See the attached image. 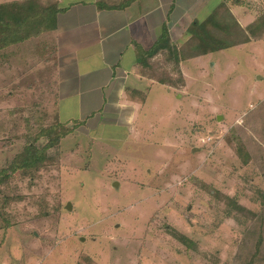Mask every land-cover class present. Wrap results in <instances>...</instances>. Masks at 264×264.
<instances>
[{"label":"rangeland","instance_id":"374dc122","mask_svg":"<svg viewBox=\"0 0 264 264\" xmlns=\"http://www.w3.org/2000/svg\"><path fill=\"white\" fill-rule=\"evenodd\" d=\"M239 1L244 22L264 14V0ZM52 35L25 42L24 61L0 71V168L29 132L35 136L29 126L39 116L55 120L44 67L53 59ZM181 69L184 86L139 87L124 116L74 110L76 126L49 151L48 164L0 183V264L232 262L250 223L243 211L257 213L264 203L263 166L242 164L228 141L264 102V35L185 60Z\"/></svg>","mask_w":264,"mask_h":264},{"label":"crops","instance_id":"0c3cea01","mask_svg":"<svg viewBox=\"0 0 264 264\" xmlns=\"http://www.w3.org/2000/svg\"><path fill=\"white\" fill-rule=\"evenodd\" d=\"M57 1L61 10L52 35L55 53L44 67L54 92L52 110L59 119L71 121L74 110H97V115L115 111L118 116L134 110L132 93L154 84L139 74L135 45L150 46L164 23L180 45L190 36L192 23L203 20L222 0ZM225 1L242 27L252 21L239 17L247 11L239 0Z\"/></svg>","mask_w":264,"mask_h":264},{"label":"trees","instance_id":"16d2710c","mask_svg":"<svg viewBox=\"0 0 264 264\" xmlns=\"http://www.w3.org/2000/svg\"><path fill=\"white\" fill-rule=\"evenodd\" d=\"M60 10L57 0H12L0 3V71L6 64L12 65V60L20 63L24 61L25 42L35 41L49 31H53ZM189 32L188 39L178 45L171 39L167 24L164 23L150 46L142 48L135 45L136 65L140 76L170 88L184 86L185 80L181 71L183 61L263 37L264 14L242 27L228 3L222 0L203 20L194 21ZM36 45L35 47L39 46L43 49L50 48V43L43 41ZM49 53L51 56L55 53L54 45ZM26 60L34 61V59ZM33 66L34 64L30 65ZM43 115L35 121V126L30 125L29 120H26L27 125H30L29 131L31 127L35 128V136L31 137L29 132L22 150L14 156L9 166L0 168V183L7 182L9 175L17 170L32 167L39 169L48 164L51 161L49 151L56 150L61 139L76 126L75 120H72L74 124L69 127L67 126L69 121L59 119L57 114L53 122H47L46 116ZM236 130L241 131L235 137V143L228 138L230 147L244 165L257 159L263 166L261 171L264 175L263 101L246 112L243 124L237 126ZM249 133L259 134L261 144L259 142L256 144ZM38 139L45 140L40 147L34 144ZM224 201L229 207H236L235 202L227 196L224 197ZM243 212L250 223L242 232L230 264H264V203L257 213L248 210ZM181 237L179 238L184 240Z\"/></svg>","mask_w":264,"mask_h":264},{"label":"water","instance_id":"95a60500","mask_svg":"<svg viewBox=\"0 0 264 264\" xmlns=\"http://www.w3.org/2000/svg\"><path fill=\"white\" fill-rule=\"evenodd\" d=\"M67 208H68V209H71V205H70V204H67Z\"/></svg>","mask_w":264,"mask_h":264}]
</instances>
